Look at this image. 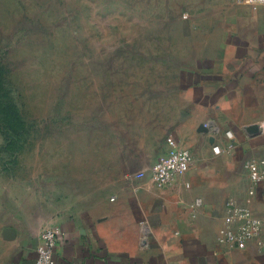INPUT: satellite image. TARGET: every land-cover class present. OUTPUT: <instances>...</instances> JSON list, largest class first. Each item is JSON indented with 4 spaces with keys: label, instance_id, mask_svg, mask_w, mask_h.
<instances>
[{
    "label": "crops",
    "instance_id": "0c3cea01",
    "mask_svg": "<svg viewBox=\"0 0 264 264\" xmlns=\"http://www.w3.org/2000/svg\"><path fill=\"white\" fill-rule=\"evenodd\" d=\"M168 1L169 15L160 19L168 35L153 65L167 80L152 97L164 119H141L128 150L148 160L149 170L172 137L193 163L164 187L148 170L139 180L104 183L102 202L50 220L59 232L55 264H264V235L241 251L218 241L222 228L236 229L225 221L229 205L264 217V181L252 184L244 169L264 159V133L246 131L264 125V5ZM225 131L233 135L230 152ZM212 145L222 153L213 155ZM41 227L1 229L0 264H35Z\"/></svg>",
    "mask_w": 264,
    "mask_h": 264
},
{
    "label": "rangeland",
    "instance_id": "374dc122",
    "mask_svg": "<svg viewBox=\"0 0 264 264\" xmlns=\"http://www.w3.org/2000/svg\"><path fill=\"white\" fill-rule=\"evenodd\" d=\"M168 2L0 0V68L27 127L20 139L0 128V231L42 232L102 202L104 183L144 176L148 160L128 148L141 119H164L153 65Z\"/></svg>",
    "mask_w": 264,
    "mask_h": 264
},
{
    "label": "built area",
    "instance_id": "2783aa9c",
    "mask_svg": "<svg viewBox=\"0 0 264 264\" xmlns=\"http://www.w3.org/2000/svg\"><path fill=\"white\" fill-rule=\"evenodd\" d=\"M236 1L243 5H264V0ZM183 17L185 18V15ZM246 131L264 133V125H252L246 128ZM224 136L228 141L225 151L230 152L233 148L232 132L225 131ZM166 142L170 147L169 152L158 158L149 168L151 182L159 187L170 185L175 180L183 178L193 163L191 153L179 147L174 138L169 137ZM211 150L215 156L222 153V149L218 145H212ZM244 169L252 184L256 185L264 181V159H250L244 163ZM200 203V199H197L196 204L200 205ZM225 221L228 225L236 224V229L224 227L218 233V241L228 246L230 251H241L249 241L264 235V217L256 216L243 207L229 205ZM58 238L59 232L52 227L44 229L39 234L35 264H55L53 257ZM259 249L264 250L263 243L259 244Z\"/></svg>",
    "mask_w": 264,
    "mask_h": 264
},
{
    "label": "trees",
    "instance_id": "16d2710c",
    "mask_svg": "<svg viewBox=\"0 0 264 264\" xmlns=\"http://www.w3.org/2000/svg\"><path fill=\"white\" fill-rule=\"evenodd\" d=\"M0 128L11 139H20L27 134V127L11 97V89L0 68Z\"/></svg>",
    "mask_w": 264,
    "mask_h": 264
}]
</instances>
